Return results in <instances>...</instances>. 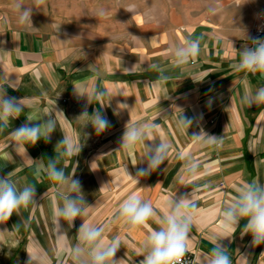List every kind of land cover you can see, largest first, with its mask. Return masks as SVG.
<instances>
[{
  "label": "crops",
  "instance_id": "crops-1",
  "mask_svg": "<svg viewBox=\"0 0 264 264\" xmlns=\"http://www.w3.org/2000/svg\"><path fill=\"white\" fill-rule=\"evenodd\" d=\"M9 3L0 0V88L23 97L28 107L0 130V176L10 173L18 186L33 185L38 203L0 222V234L38 239L39 248L32 244L29 253L43 257L40 264H74L69 249L82 221L78 218L70 230L65 224L67 237L58 236L52 222L56 185L46 174L48 159L65 133L84 147L58 166L66 174L75 172L92 206L83 219L103 227L106 242L120 236L116 256L122 264H139L146 236L158 227L155 218L135 228L114 221L119 204L134 193L151 200L161 214L175 196L187 194L196 206L188 252L192 264H208L213 238L224 235L222 209L245 183L264 184V105L242 102L247 93L264 86V74L236 71L239 54L232 47L251 44L245 33L251 37L264 0H46L32 15L36 31L16 23ZM26 3L31 6L32 0ZM100 10L105 14L99 15ZM187 38L200 41L199 55L176 68L170 49ZM161 74L168 79L161 80ZM74 88L88 97L77 99ZM93 90L107 93L101 111L112 125L99 136L91 125L84 126V118L77 119L85 104L89 113L99 107ZM209 98H214L210 108ZM182 111L202 118L183 128L177 123ZM49 115L57 128L50 142L28 146L27 154L18 150L12 130ZM145 122L158 125L157 137L170 145V155L155 172L137 177V184L126 171L135 177L146 167L139 161L147 149L143 144L121 148L120 139L126 124ZM201 128L221 143L191 139ZM189 157L199 165L198 174L182 183ZM250 241L239 228L222 240L232 264H264V244L253 248Z\"/></svg>",
  "mask_w": 264,
  "mask_h": 264
},
{
  "label": "clouds",
  "instance_id": "clouds-1",
  "mask_svg": "<svg viewBox=\"0 0 264 264\" xmlns=\"http://www.w3.org/2000/svg\"><path fill=\"white\" fill-rule=\"evenodd\" d=\"M45 5L46 0H32L31 6H27L26 0H10L9 3L11 11L15 13L16 23L23 26L25 30L31 31L38 30L33 26V12ZM98 14L104 15L105 12L100 10ZM59 28L60 26L58 30ZM245 37L246 40L251 41V44L246 47L237 50L232 43L233 49L239 54L236 71L253 75L264 74V39L249 37L246 33ZM199 52L200 41L187 38L171 47L172 64L176 68L187 65L195 60ZM152 67L155 68V65ZM160 79L167 80L168 77L161 74ZM74 93L77 99L88 97V95L78 94L75 88ZM106 95L105 91L93 90L92 98L99 103V107L89 113L88 104H85L77 118H84L86 120L84 126L91 125L97 136L105 133L112 126L106 114L101 111L105 107L102 100ZM242 102L249 107L264 105V86L247 93ZM213 103L214 98H209L207 106L210 108ZM125 106L128 107L126 104ZM26 107L28 105L25 104L23 97L9 96L5 89L0 88V130L7 128L13 120L19 118ZM56 111L59 110L56 109ZM114 114L119 115V112L114 110ZM200 118L187 117L182 111L177 123L189 129L194 123L198 124ZM157 128L158 125L152 122L126 124L120 139L121 148L127 149L143 144L147 149L139 161L146 164V167L138 169L135 177L126 171L129 178L137 184L139 183L137 177L150 175L169 158L170 145L157 137ZM56 129L55 120L49 115L42 122L28 121L13 129L11 137L15 147L27 154L28 146H34L40 140L50 142L52 133ZM87 135L85 134L86 138ZM202 137L208 138L206 141L208 144L218 146L221 143L220 137L208 135L202 128L198 133L194 132L191 135L194 141ZM156 141L159 142L156 143ZM83 147L84 143L74 142L70 135L64 133L62 140L55 146V156L48 159L46 174L56 185L53 189L56 192L53 201V226L58 236L67 237L64 225L66 224L67 229L70 230L76 227L74 222L78 218L82 221L76 232L77 242L69 249L74 264H122L123 259L116 256L122 247L120 236H115L106 242L103 239L104 228L83 219L86 208L92 206L87 204L82 185L78 179L74 178L75 172L71 175L66 174L64 168L58 166L65 158L77 156ZM198 169L199 165L190 157L187 158L182 169L185 178L182 183L190 182L187 179L189 177L195 179ZM9 176L10 173L0 176V222H7L21 208L38 203L37 189L33 185L18 186L9 179ZM195 210L196 206L188 199L187 194L175 196L168 202L167 210L161 214L153 207L151 200L142 199L140 195L134 193L119 204L114 213V221L135 228L147 226V222L155 218L158 227L152 229L146 236L141 253L143 258L139 264H185L184 257L188 253V241ZM241 221H244L242 228ZM238 228L241 237L251 236V247L255 248L264 244V184L245 183L237 189V195L233 201L222 209L221 231L224 235L219 240L213 238L214 246L210 251L208 264H232L228 248L224 246L222 240L232 238ZM43 259L28 253L26 264H35L37 260Z\"/></svg>",
  "mask_w": 264,
  "mask_h": 264
},
{
  "label": "rangeland",
  "instance_id": "rangeland-1",
  "mask_svg": "<svg viewBox=\"0 0 264 264\" xmlns=\"http://www.w3.org/2000/svg\"><path fill=\"white\" fill-rule=\"evenodd\" d=\"M0 225V231H3ZM0 264H26L28 259L29 247L33 244L37 248L40 246L38 239L30 240L25 237L14 238L8 237L7 234H0ZM28 252V253H27ZM37 260L35 264H40Z\"/></svg>",
  "mask_w": 264,
  "mask_h": 264
},
{
  "label": "built area",
  "instance_id": "built-area-1",
  "mask_svg": "<svg viewBox=\"0 0 264 264\" xmlns=\"http://www.w3.org/2000/svg\"><path fill=\"white\" fill-rule=\"evenodd\" d=\"M251 37L264 39V11H258L256 13L255 22L251 30ZM184 261L185 264H192V254L188 252L184 257Z\"/></svg>",
  "mask_w": 264,
  "mask_h": 264
}]
</instances>
